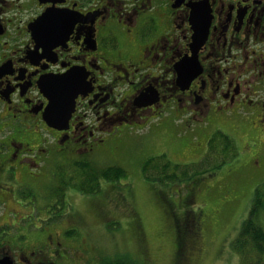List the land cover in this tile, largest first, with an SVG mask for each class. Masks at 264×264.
I'll return each mask as SVG.
<instances>
[{"label":"flooded vegetation","instance_id":"flooded-vegetation-1","mask_svg":"<svg viewBox=\"0 0 264 264\" xmlns=\"http://www.w3.org/2000/svg\"><path fill=\"white\" fill-rule=\"evenodd\" d=\"M163 118L264 130V0H0V264L101 263L59 167Z\"/></svg>","mask_w":264,"mask_h":264},{"label":"rangeland","instance_id":"rangeland-1","mask_svg":"<svg viewBox=\"0 0 264 264\" xmlns=\"http://www.w3.org/2000/svg\"><path fill=\"white\" fill-rule=\"evenodd\" d=\"M163 119L117 138L112 145L114 153L101 154L94 161L97 166L121 164L128 175L103 182V190L89 197H106L107 204L124 215L117 223L122 226L117 233L105 230L102 218L90 223L88 228L99 229L90 232V253L104 260L126 251L150 264H241L231 242L249 216L256 189L264 182V130L241 119L212 122L195 130L180 121ZM218 131L231 136L238 148L222 165L211 164L212 158L198 167L199 173L180 182L144 176V161L162 151L175 161L205 157L208 139ZM76 194L70 200L91 221L92 211L99 212L95 200ZM128 211L137 216L133 227L124 230L130 220Z\"/></svg>","mask_w":264,"mask_h":264},{"label":"trees","instance_id":"trees-1","mask_svg":"<svg viewBox=\"0 0 264 264\" xmlns=\"http://www.w3.org/2000/svg\"><path fill=\"white\" fill-rule=\"evenodd\" d=\"M208 157H213L216 165H221L237 151L233 139L223 132L215 135L210 141ZM221 148V149H220ZM208 157L203 160L207 161ZM217 157V158H216ZM222 157V159H218ZM144 165L145 177L162 182L185 180L199 173L197 168L189 165H178L155 156L147 159ZM204 165V164H202ZM192 171V173H190ZM128 175V169L122 165H91L90 167H73L60 171V179L76 181L75 188L84 193H96L100 189L102 179L119 180ZM264 182L258 186L256 197L250 209L249 217L244 221L240 232L232 242V249L238 254L241 264H264ZM133 253H116V257L105 259L103 264H148L139 261ZM102 264V263H101Z\"/></svg>","mask_w":264,"mask_h":264},{"label":"water","instance_id":"water-1","mask_svg":"<svg viewBox=\"0 0 264 264\" xmlns=\"http://www.w3.org/2000/svg\"><path fill=\"white\" fill-rule=\"evenodd\" d=\"M69 98H70V97H69ZM59 106H60V108L63 107V101H62V100H60V102H59Z\"/></svg>","mask_w":264,"mask_h":264}]
</instances>
